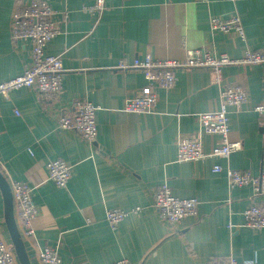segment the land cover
I'll return each instance as SVG.
<instances>
[{
	"label": "crops",
	"instance_id": "0c3cea01",
	"mask_svg": "<svg viewBox=\"0 0 264 264\" xmlns=\"http://www.w3.org/2000/svg\"><path fill=\"white\" fill-rule=\"evenodd\" d=\"M45 1L67 13L45 46L47 55L61 57L62 91L53 101L29 88L0 96V172L8 183L34 188L35 236L23 238L30 263L40 264L38 251L57 245L60 264H209L227 256L264 264V229L246 228L243 218L250 204L264 205V196L253 197L249 187L231 189L224 172H212L219 165L264 173V124L251 110L264 99V64L226 66L221 83L207 70H176L171 90H155L149 114L123 112L125 100L147 81L140 70L121 68L145 56L180 61L202 48L233 59L247 49L264 50V0H104L99 14L83 10L95 0ZM15 3L0 0V82L30 64V44L10 37ZM230 14L239 16L243 39L210 29V18ZM233 83L248 97L228 115L229 138L241 149L227 159L177 162L178 136H194L204 152L218 141L201 132L197 116L217 110L222 86ZM79 99L98 108L93 144L57 127L56 115ZM56 159L72 166L65 188L48 179L46 166ZM163 183L178 198H196L197 217L173 226L161 221L153 192ZM113 208L126 213L114 229L105 221ZM0 233L10 243L1 193Z\"/></svg>",
	"mask_w": 264,
	"mask_h": 264
},
{
	"label": "built area",
	"instance_id": "2783aa9c",
	"mask_svg": "<svg viewBox=\"0 0 264 264\" xmlns=\"http://www.w3.org/2000/svg\"><path fill=\"white\" fill-rule=\"evenodd\" d=\"M104 9V0H95L91 6L83 8L90 14H99ZM60 15L59 19H55ZM66 12L58 13L45 0H16L10 16V37L12 42L29 43L31 47L30 64L23 72L13 78L0 82V96L8 99L9 92L20 88L34 90L42 101L57 100L62 91V60L60 56L47 55L45 46L60 33V22L66 19ZM212 31L235 34L244 38V30L237 14L212 17L209 20ZM264 64V50H245L236 59L225 54L217 57L202 49L188 50L180 61H155L150 56L136 59L130 66L121 64L122 69L140 70L147 84L138 94L128 98L122 108L125 113L149 114L154 111L157 101L156 89L169 91L174 86L176 70H207L215 83H221L222 69L226 66ZM217 110L198 114L200 130L205 135L217 137L218 141L209 152H204L201 143L194 136H178L175 141L176 161L195 162L207 158L227 159L241 149L239 141L229 138V109L241 110L248 102L245 87L240 83L224 84L219 94ZM98 108L85 99L72 102L70 107L56 115L57 127L77 133L83 140L93 144L97 136L95 114ZM255 112L264 124V99L253 105ZM1 112V109H0ZM17 114V112H15ZM48 179L58 188H65L72 173V166L61 159L50 161L47 166ZM212 172H224L231 189L249 187L253 197L264 196V173L254 176L247 170H234L215 165ZM14 216L21 237L34 240L32 222L37 210L33 203L34 188L28 184L9 182ZM199 202L196 198H178L167 184L159 185L153 192V207L157 217L173 226L186 218H195ZM135 208L133 212L139 211ZM126 213L118 208L107 209L105 221L111 228L124 219ZM244 226L253 231L264 229V205L252 203L243 211ZM40 264H60L57 245L45 246L38 251ZM0 264H18L13 248L0 233ZM110 264H128L119 260ZM209 264H256L254 258L241 263L234 256L215 258Z\"/></svg>",
	"mask_w": 264,
	"mask_h": 264
},
{
	"label": "water",
	"instance_id": "95a60500",
	"mask_svg": "<svg viewBox=\"0 0 264 264\" xmlns=\"http://www.w3.org/2000/svg\"><path fill=\"white\" fill-rule=\"evenodd\" d=\"M0 193L3 201V217L8 238L13 248L18 264H31L26 252L23 238L18 229L14 216V207L10 186L6 178L0 172Z\"/></svg>",
	"mask_w": 264,
	"mask_h": 264
},
{
	"label": "rangeland",
	"instance_id": "374dc122",
	"mask_svg": "<svg viewBox=\"0 0 264 264\" xmlns=\"http://www.w3.org/2000/svg\"><path fill=\"white\" fill-rule=\"evenodd\" d=\"M26 239V238H25ZM27 240H29V239H27Z\"/></svg>",
	"mask_w": 264,
	"mask_h": 264
}]
</instances>
